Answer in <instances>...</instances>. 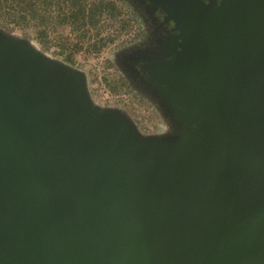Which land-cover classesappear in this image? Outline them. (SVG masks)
Instances as JSON below:
<instances>
[{
    "label": "water",
    "instance_id": "water-1",
    "mask_svg": "<svg viewBox=\"0 0 264 264\" xmlns=\"http://www.w3.org/2000/svg\"><path fill=\"white\" fill-rule=\"evenodd\" d=\"M148 1L145 80L203 133L139 138L0 36V264H264V0Z\"/></svg>",
    "mask_w": 264,
    "mask_h": 264
},
{
    "label": "rangeland",
    "instance_id": "rangeland-1",
    "mask_svg": "<svg viewBox=\"0 0 264 264\" xmlns=\"http://www.w3.org/2000/svg\"><path fill=\"white\" fill-rule=\"evenodd\" d=\"M114 1L120 13L106 14L96 27L86 26L88 32L78 44L80 48L73 46L79 33L55 20L48 27L45 49L31 38L30 29L24 34L0 28V36L44 63L71 71L94 109L119 116L139 138L197 139L203 128L177 117L161 92L142 79L133 65L139 58L157 55L170 45L168 28L143 0ZM99 38L105 43L93 50L91 45ZM61 43L68 46L62 48ZM68 54L73 61L67 59Z\"/></svg>",
    "mask_w": 264,
    "mask_h": 264
},
{
    "label": "trees",
    "instance_id": "trees-1",
    "mask_svg": "<svg viewBox=\"0 0 264 264\" xmlns=\"http://www.w3.org/2000/svg\"><path fill=\"white\" fill-rule=\"evenodd\" d=\"M114 0H0V28L7 31L31 30L32 37L42 48H47L48 27L55 21L78 32L76 48L81 39L86 37V26L96 27L107 14L115 16L120 13ZM30 39V38H29ZM105 43L99 38L91 45L99 50ZM68 43H61L62 48ZM67 59L73 61L68 54Z\"/></svg>",
    "mask_w": 264,
    "mask_h": 264
},
{
    "label": "flooded vegetation",
    "instance_id": "flooded-vegetation-1",
    "mask_svg": "<svg viewBox=\"0 0 264 264\" xmlns=\"http://www.w3.org/2000/svg\"><path fill=\"white\" fill-rule=\"evenodd\" d=\"M145 2V5L151 9V11L155 14L156 18L159 19L161 21V23H163L169 30V33H171L170 35L173 36V33L171 31L172 28V22L171 21H165L162 12L157 8V9H152L149 5V1L148 0H143ZM139 58V57H138ZM147 58V57H145ZM142 60L143 59H138L135 61V63H133V65L135 66V68L138 70V72L140 73L142 79H146L144 77V74L142 72ZM146 81V80H145Z\"/></svg>",
    "mask_w": 264,
    "mask_h": 264
}]
</instances>
